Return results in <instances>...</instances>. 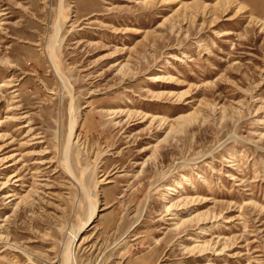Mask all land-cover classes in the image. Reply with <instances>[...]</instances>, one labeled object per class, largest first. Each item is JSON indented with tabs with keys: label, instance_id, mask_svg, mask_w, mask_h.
<instances>
[{
	"label": "rangeland",
	"instance_id": "rangeland-1",
	"mask_svg": "<svg viewBox=\"0 0 264 264\" xmlns=\"http://www.w3.org/2000/svg\"><path fill=\"white\" fill-rule=\"evenodd\" d=\"M0 264H264V0H0Z\"/></svg>",
	"mask_w": 264,
	"mask_h": 264
},
{
	"label": "bare ground",
	"instance_id": "bare-ground-1",
	"mask_svg": "<svg viewBox=\"0 0 264 264\" xmlns=\"http://www.w3.org/2000/svg\"><path fill=\"white\" fill-rule=\"evenodd\" d=\"M178 117H181V115H179ZM73 258V257H72ZM71 260V255H70V251L68 252V262L70 263Z\"/></svg>",
	"mask_w": 264,
	"mask_h": 264
}]
</instances>
